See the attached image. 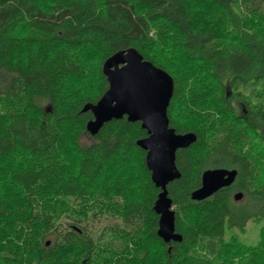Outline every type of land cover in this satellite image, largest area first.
<instances>
[{
	"label": "trees",
	"instance_id": "1",
	"mask_svg": "<svg viewBox=\"0 0 264 264\" xmlns=\"http://www.w3.org/2000/svg\"><path fill=\"white\" fill-rule=\"evenodd\" d=\"M131 48L174 79L170 127L197 136L168 186L182 242L158 236L141 123L81 143L105 61ZM209 169L238 174L192 200ZM0 264H264V0H0Z\"/></svg>",
	"mask_w": 264,
	"mask_h": 264
},
{
	"label": "water",
	"instance_id": "2",
	"mask_svg": "<svg viewBox=\"0 0 264 264\" xmlns=\"http://www.w3.org/2000/svg\"><path fill=\"white\" fill-rule=\"evenodd\" d=\"M109 88L95 104L88 103L82 112H92L84 135L96 136L103 127L125 117L131 123H141L148 136L137 145L146 151V165L155 186L160 189L154 205L159 216L158 236L164 242H182L176 232V211L169 197L168 186L181 177L177 168V152L188 149L197 141L194 133L179 134L170 127L168 110L175 92L172 76L153 65L136 49L122 50L103 65ZM237 170L209 169L202 174L201 187L192 193V200L203 201L219 190L231 186ZM243 193H236L240 201ZM50 242L47 243V246Z\"/></svg>",
	"mask_w": 264,
	"mask_h": 264
},
{
	"label": "rangeland",
	"instance_id": "3",
	"mask_svg": "<svg viewBox=\"0 0 264 264\" xmlns=\"http://www.w3.org/2000/svg\"><path fill=\"white\" fill-rule=\"evenodd\" d=\"M81 143L84 146H90L95 144V140L91 135L87 134L83 135V137L81 138ZM114 223V219L103 218L88 227H90V230H94L95 232L99 233ZM261 226L262 224H255L250 222L247 226V233L244 235L240 234V239L248 245L256 244L259 239V230ZM234 233L239 234V232L236 230H234Z\"/></svg>",
	"mask_w": 264,
	"mask_h": 264
},
{
	"label": "flooded vegetation",
	"instance_id": "4",
	"mask_svg": "<svg viewBox=\"0 0 264 264\" xmlns=\"http://www.w3.org/2000/svg\"><path fill=\"white\" fill-rule=\"evenodd\" d=\"M235 195H236V194H235ZM235 195H234V196H235Z\"/></svg>",
	"mask_w": 264,
	"mask_h": 264
}]
</instances>
